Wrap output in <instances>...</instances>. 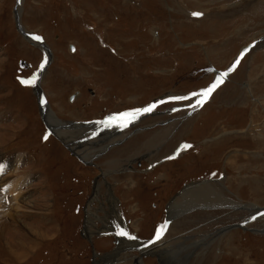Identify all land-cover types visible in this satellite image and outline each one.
I'll return each mask as SVG.
<instances>
[{"label": "rangeland", "instance_id": "1", "mask_svg": "<svg viewBox=\"0 0 264 264\" xmlns=\"http://www.w3.org/2000/svg\"><path fill=\"white\" fill-rule=\"evenodd\" d=\"M14 8L15 0H0V264L97 262L118 249L99 235L101 205H116L130 238L150 239L175 200L183 214L168 217L161 251L128 244L114 262L158 264L159 255L163 264H264V214L219 231L258 212L242 206L264 207V42L206 102L164 101L130 129L122 125L117 139L129 137L85 165L46 134L33 88L20 82L34 77L44 55L18 31ZM19 9L21 32L40 35L51 51L40 89L65 124L205 88L242 46L264 36V0H22ZM20 60L31 67L20 71ZM108 130L66 139L88 149L111 137ZM183 144L191 147L178 152ZM12 180L26 182L17 204L3 201ZM200 182L210 199L237 205L186 210L180 199L194 189L183 190Z\"/></svg>", "mask_w": 264, "mask_h": 264}, {"label": "bare ground", "instance_id": "2", "mask_svg": "<svg viewBox=\"0 0 264 264\" xmlns=\"http://www.w3.org/2000/svg\"><path fill=\"white\" fill-rule=\"evenodd\" d=\"M20 6H17V13L18 14L20 12V9H19ZM22 31H24V29ZM256 40H257L258 44L263 43L264 42V36H261V37H259ZM27 41H29V40H27ZM30 44H32L34 47L40 49L41 52L43 51L44 62L47 61V63H46L47 65L44 68V71L42 73V78H43L44 74L47 72V69L49 67V63L52 60L51 51L49 50V48L47 47V45L44 42L42 44L36 43V42H33V43L30 42ZM256 47H257V45L255 46V48ZM33 91H34V95L35 96L39 95V93L41 91L40 86H38V85L34 86ZM46 106L48 107V109L46 110L45 116L43 118H44V120L46 121L47 124H49V125H51L53 127V130H54L53 131V135L62 143V145L64 147L68 148V151L72 150L76 154L75 156L80 161H82L83 164H85L86 162H88L90 164L91 160L93 158L100 157L102 154L107 152L109 149H112V148L116 147L119 143L122 144V142H124V140H123L124 138H128L129 137V136L123 137L121 140L117 139V136H118L117 134L120 133V129H125V128H121V126H119L121 121L117 120V121L113 122L112 124H108L107 123L106 125H102L101 123H97L96 122L95 127L92 125V123L89 126H87V127L83 126L82 123L65 124V123H62L56 117V115L53 113V111H51L49 109L48 103H47ZM140 119H143V118L137 119L133 124L129 125L130 127L128 126L129 127L128 129H130L132 127V125L137 124L138 121H140ZM108 128L114 130L113 131V135L111 137H109V138H106L103 141L100 140L101 142H97V143L91 145V147H89L88 149L81 148V147H79L78 145L75 144L77 146L76 147L70 140L66 139V137L68 136V138L71 139V140H74V138H81V140H82L83 138H85L84 135L86 136L90 132H95L96 130L109 131ZM140 130H142V129H140ZM134 133L135 132H133V133H131L129 135H132ZM110 134H111V132H110ZM92 138H93V136H92ZM92 138H91V140H92ZM90 143H91V141H90ZM21 160H22V155H17L14 159L11 160V162L9 161L10 164L12 165V169L14 171H17L19 169V165L21 163ZM85 165H88V164H85ZM8 179H10V178L8 177ZM4 183H5V181H4ZM200 183L201 184L193 183V185H191L190 187H187V188H185L183 190V191H185L187 189H194V190L185 191L182 194V199H180L183 202L184 208L186 210L191 208L192 206H195V205L196 206H198V205L204 206L203 208H205V207L212 208L214 206H220L219 204H221V203H225V204H228V205L232 204L233 206L237 205V204L233 203L231 200L222 199L221 197H219L217 195L216 196L214 195V197L211 196L212 197L211 198L212 200H211L209 198V196H208L211 191L208 190L207 192H204L203 189L200 188V186L202 185L203 182H200ZM206 183H208V182L206 181ZM25 185H26V182H24V181L12 180V181L8 182L7 184H4L3 185V189H4V191H6L7 195H9V196H11L13 198L14 202L17 204L18 199L20 198L21 194H23V189L25 188ZM195 185H196V187L193 188ZM97 188L98 187H96V190L94 192V196L92 195V197L94 199H98V190H97ZM179 196H180V194L176 198H179ZM21 198H23V196ZM106 201L108 202V204L109 203L111 204V202H110L111 200L109 199V197H107ZM170 203H171V201H170ZM90 204L91 205H88V207L86 206L87 209H85L88 215H91L93 213L91 211L92 210V205H93V199L92 198L90 200ZM178 204H179V202H177L176 200L174 202H172L171 205L169 204L170 205V207H169L170 209H169V212H168V217L169 218L173 217L174 219H177V217L179 215H181V213L183 214V210H182V208L180 206H178ZM193 208H195V207H193ZM242 208H244L246 210L255 208L257 211H260V210L264 209V207L263 208H258V207L252 206V205H247V207L242 206ZM110 209H111V211H107L106 209H104L103 205L100 206V210H102L105 213V219L103 220L102 218H99V220L102 221V226H101V229L98 230V232L99 233L111 232V233H114L116 235V238L118 240V249L116 250L115 254L111 255V257L112 256L113 257L116 256L117 251L119 249H123L128 244H133L134 243L133 245H131V248H135V247L137 248L138 247L135 243H139L140 244L139 246H141V244H144L142 241H139L138 239H132V238H130V236H128L127 231H126V222L122 219L121 215L119 214V211L116 209V205L111 204L110 205ZM177 213L179 215H177ZM85 216H86V214H85ZM172 222H173V219H172ZM238 227L241 228L239 225H237V226L231 225V226H228V227H226L224 229H221L219 231H220V233H222L224 230L225 231H229L231 228H238ZM84 232H85V225H84L83 233ZM121 233H125V234L121 235ZM85 236L89 237L87 234H85ZM160 240H161L160 238L156 239L155 240L156 242L155 241H154L155 243L152 242L151 245H149V246H146L144 244V246L141 247V252H145V253L146 252L147 253H154L155 252V253H158L159 251H161V249H160L161 245L158 244L160 242ZM129 241H131V242H129ZM162 243H163V241L161 240V244ZM208 244H207V246H208ZM194 245H196V244H194ZM193 248L196 250L198 247L197 248L193 247ZM125 249H127V248H125ZM157 250H158V252H157ZM123 254L124 253H122L121 256H123ZM106 256H108V255H105V257ZM139 258L140 257L136 258V260L139 261ZM157 259H158V261H157L158 264H163L164 263V262H162V260H160V256L159 255H158ZM170 264H175V262L174 261L170 262Z\"/></svg>", "mask_w": 264, "mask_h": 264}, {"label": "snow or ice", "instance_id": "3", "mask_svg": "<svg viewBox=\"0 0 264 264\" xmlns=\"http://www.w3.org/2000/svg\"><path fill=\"white\" fill-rule=\"evenodd\" d=\"M194 16H200L202 14L200 13H193ZM34 39H39V37H33ZM239 63V60L236 62V64ZM41 68H43V65H41ZM235 68V65L233 66V70ZM228 75V73H223L221 74V76L216 80L215 83H213L210 87H208L207 89H205L204 91L200 92V93H195L194 95H197V96H201L203 97V102H206L208 100V98L211 96V94L224 82V77H226ZM22 84H31V83H34V81H24V80H21L20 81ZM155 106H149L148 108L146 109H143V110H137L136 112H129V113H124V114H121L119 116H114L112 118H110L106 123L108 124H112L113 122L115 121H121L122 122V125L124 127H127V125L129 123H131L135 118H137L139 115L145 113V112H151L153 110ZM45 139H47V137H45ZM188 147H191L190 145H184L182 146V148H188ZM177 155H179V153H177ZM176 157L173 156V157H169V159H175ZM0 171H2V168H0ZM162 231L161 232H158L157 233V239L160 238V235L162 234ZM125 233H121V235H124Z\"/></svg>", "mask_w": 264, "mask_h": 264}, {"label": "water", "instance_id": "4", "mask_svg": "<svg viewBox=\"0 0 264 264\" xmlns=\"http://www.w3.org/2000/svg\"><path fill=\"white\" fill-rule=\"evenodd\" d=\"M14 18H15V21H16V27H17V29L19 31H21V27H20V24H19V16H18V13H17V9H14ZM24 63L25 62L20 61V66L23 67L24 66ZM46 65L47 64H44L43 65V68L40 69V76L38 77V80L36 81V85H38V86H39V83H40L41 75H42V73H43L44 68L46 67ZM27 66H29V65H27ZM38 102L40 104V113H41V116L43 118L45 116L46 110L48 109V107L46 106L47 105V102L45 101V99H44L43 96L41 98L38 97ZM43 120H44V118H43ZM44 123L48 127V130H51V128L49 127V124H47L45 120H44ZM91 123L95 125L96 124V121H93ZM89 125H90V123L83 124V126H89Z\"/></svg>", "mask_w": 264, "mask_h": 264}, {"label": "flooded vegetation", "instance_id": "5", "mask_svg": "<svg viewBox=\"0 0 264 264\" xmlns=\"http://www.w3.org/2000/svg\"><path fill=\"white\" fill-rule=\"evenodd\" d=\"M116 253V250H115V252L114 253H112V254H115ZM111 255L110 256H103V257H101V259L99 260V261H97V262H93V261H91V264H117V262H114V260L112 259V258H115V257H111ZM123 259V258H122ZM121 259V260H122ZM120 260V263H118V264H122V263H124L125 261L124 260H122L121 261ZM125 260H127V259H125ZM99 262V263H98ZM134 262H135V259H134ZM134 264V263H133ZM137 264H139V263H137Z\"/></svg>", "mask_w": 264, "mask_h": 264}]
</instances>
